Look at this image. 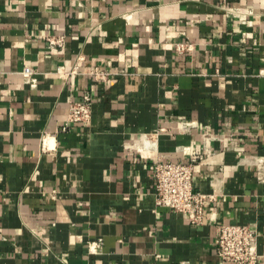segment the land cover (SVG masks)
Wrapping results in <instances>:
<instances>
[{"label": "crops", "instance_id": "crops-1", "mask_svg": "<svg viewBox=\"0 0 264 264\" xmlns=\"http://www.w3.org/2000/svg\"><path fill=\"white\" fill-rule=\"evenodd\" d=\"M86 90L92 120L62 130ZM196 154L264 264V0H0V264H234L213 223L156 205V159Z\"/></svg>", "mask_w": 264, "mask_h": 264}, {"label": "built area", "instance_id": "built-area-1", "mask_svg": "<svg viewBox=\"0 0 264 264\" xmlns=\"http://www.w3.org/2000/svg\"><path fill=\"white\" fill-rule=\"evenodd\" d=\"M234 9L230 8V11ZM46 39L50 47L62 49L66 35L46 36ZM192 48V42L177 44L179 52ZM34 73L29 67H25L23 70L26 81L33 85L37 82ZM89 73L96 80L107 81L110 77L109 71L98 66L92 68ZM93 102L94 98L90 90H86L81 99L70 101L68 115L63 121L62 130H68L73 123L90 122L93 117ZM193 123L188 122L186 127H194L196 124ZM199 158L200 156L196 154L189 161L156 159L153 166L156 205L182 213L192 225L213 223L216 227L215 246L217 254L222 260L234 264H258L260 257L258 251L259 230L250 223L219 222L216 208L220 193H207L195 188L194 172ZM257 167L258 178L264 181V159L257 160ZM102 242L103 240L100 239L91 247L97 250L101 247Z\"/></svg>", "mask_w": 264, "mask_h": 264}]
</instances>
